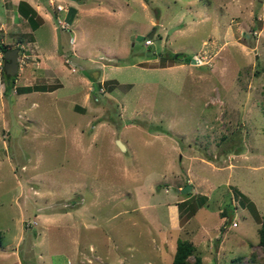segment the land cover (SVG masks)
<instances>
[{
  "label": "rangeland",
  "instance_id": "1",
  "mask_svg": "<svg viewBox=\"0 0 264 264\" xmlns=\"http://www.w3.org/2000/svg\"><path fill=\"white\" fill-rule=\"evenodd\" d=\"M11 1L0 264H169L178 238L192 264L263 263L264 0H37L33 33Z\"/></svg>",
  "mask_w": 264,
  "mask_h": 264
},
{
  "label": "trees",
  "instance_id": "2",
  "mask_svg": "<svg viewBox=\"0 0 264 264\" xmlns=\"http://www.w3.org/2000/svg\"><path fill=\"white\" fill-rule=\"evenodd\" d=\"M18 13L26 19L28 25L30 26L31 30L34 31L36 30L42 23L43 19L36 13V11L30 7L27 3L21 2L18 5ZM10 49L6 45L0 43V51H5ZM172 58L174 59L175 56L174 54H171ZM184 60V59H183ZM2 76L4 80L7 81V86L6 89H12L13 88V82L15 81V77L17 76V73L14 76L7 75L4 71V69L1 70ZM12 81V82H11ZM96 86H94V90H96ZM46 87L44 85H32V86H19L15 87V92L20 95V94H27L31 93L33 91H46ZM97 97V95H96ZM190 192L188 193V195ZM206 197L203 195H198V201L199 205H203L206 201ZM192 201V202H191ZM195 200H190V198L187 199V203L191 205ZM193 205V204H192ZM194 213V210L191 212V214ZM259 233V245L262 247L264 250V217L261 218L260 220V227L258 229ZM3 242V235L2 232L0 231V246L2 245ZM194 251V244L187 240V239H180L178 238L176 241V248L175 252L172 258L171 263L169 264H192L189 261V257L192 255ZM264 264L259 263L257 261H253L252 264ZM193 264H201V257L200 256H195L194 257V263Z\"/></svg>",
  "mask_w": 264,
  "mask_h": 264
},
{
  "label": "crops",
  "instance_id": "3",
  "mask_svg": "<svg viewBox=\"0 0 264 264\" xmlns=\"http://www.w3.org/2000/svg\"><path fill=\"white\" fill-rule=\"evenodd\" d=\"M13 1V2H12ZM11 2V5H8V7H9V9H6L7 10V14H6V21H7V17H8V15L10 14V13H12V17H11V19H12V23L14 24V23H16L17 21H19V22H23V21H25V22H27L26 21V19H24V17L23 16H21L17 11V5H18V3H19V1L16 3V2H14V0H12ZM23 1H25L30 7H32L35 11H36V13L39 15V16H41L42 17V19H43V23L46 21L45 19L47 18V15H46V13L45 12H43V10H42V5H40L39 4V2L37 1V0H23ZM48 3V2H47ZM59 4V3H58ZM60 13H62V12H60ZM60 13H58V12H56V18H58L59 19V14ZM7 23V22H6ZM5 22H3V21H1L0 22V30H2L3 29V27H4V25L6 24ZM42 23V24H43ZM28 24V23H27ZM41 24V25H42ZM29 26V25H28ZM29 29L31 30V28H30V26H29ZM35 31V30H34ZM31 32L33 33V31L31 30ZM73 40V39H72ZM27 43V45L29 46L28 47V49H30V52L31 53H33V54H31L32 56L33 55H39V56H42L41 58H43L44 57V55H43V53H41V51L38 49V47H33V48H31V46L33 45V43L34 42H26ZM21 48V47H20ZM35 51H37L38 53H39V51H40V54H36L35 53ZM30 54L28 55V56H31ZM28 69H29V72L31 73V72H35V69H33V68H31V67H28ZM27 69V70H28ZM19 74H18V76H20L21 75V71L19 70V72H18ZM29 75H34V73H32V74H29ZM30 78V77H29ZM32 86V84L31 83H28V85H24V86Z\"/></svg>",
  "mask_w": 264,
  "mask_h": 264
},
{
  "label": "water",
  "instance_id": "4",
  "mask_svg": "<svg viewBox=\"0 0 264 264\" xmlns=\"http://www.w3.org/2000/svg\"><path fill=\"white\" fill-rule=\"evenodd\" d=\"M18 48L8 49L2 51V56L4 60L3 69L7 75L14 76L18 71ZM192 62L194 63L195 60L193 59ZM117 146L125 151L126 148L124 144L120 140H116ZM191 189V185L187 184L183 188H181V193L185 194Z\"/></svg>",
  "mask_w": 264,
  "mask_h": 264
},
{
  "label": "built area",
  "instance_id": "5",
  "mask_svg": "<svg viewBox=\"0 0 264 264\" xmlns=\"http://www.w3.org/2000/svg\"><path fill=\"white\" fill-rule=\"evenodd\" d=\"M53 3H54L53 0H50V4H53ZM55 9H56V12H58V13L63 12L65 10L63 5H61V4H57ZM58 23H60V25L62 27H65V25L62 24L61 19H58ZM3 63H4V60H3V56H2V51H0V71L3 69Z\"/></svg>",
  "mask_w": 264,
  "mask_h": 264
},
{
  "label": "clouds",
  "instance_id": "6",
  "mask_svg": "<svg viewBox=\"0 0 264 264\" xmlns=\"http://www.w3.org/2000/svg\"><path fill=\"white\" fill-rule=\"evenodd\" d=\"M4 64V63H3Z\"/></svg>",
  "mask_w": 264,
  "mask_h": 264
}]
</instances>
